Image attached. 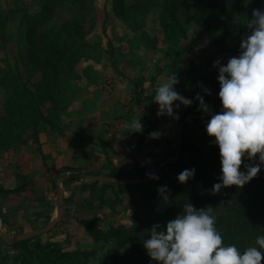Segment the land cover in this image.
<instances>
[{
    "label": "trees",
    "instance_id": "obj_1",
    "mask_svg": "<svg viewBox=\"0 0 264 264\" xmlns=\"http://www.w3.org/2000/svg\"><path fill=\"white\" fill-rule=\"evenodd\" d=\"M95 2L41 0L39 12L24 13L21 63L15 61L14 65L6 58L12 49L6 33L7 15L0 7V54L6 59L2 60L4 64L0 63V84L5 89L0 113V152L26 141L37 142L39 129L51 125L52 118L60 120L68 111L72 103L71 83L79 75L80 64L97 50L89 43L99 18ZM116 2L124 22L136 28L144 25L156 4V0ZM260 8H264V0H165L161 14L163 37L168 45L165 58H171L175 51L179 54L192 52L190 48L193 47L187 45L190 35L192 44L197 45L199 41L208 49L229 51L236 33L248 31L245 24L252 18V10ZM63 12L71 17L49 26L56 15ZM137 19L139 22L134 23ZM199 62L197 59L190 64ZM197 113L198 103L185 111L186 115ZM202 122L193 119L184 127L180 157L161 169L158 180H148L146 174L151 173V167L138 168L132 179L113 168L110 175L113 179L148 181L92 183L91 193L99 190L98 199L102 202L107 190H111L119 204L134 208L132 225L102 229L87 216L68 214L74 215L70 216L74 219V228L84 238L95 246L106 248L71 249L65 241H51L52 230L46 236L15 243L0 238V264H156L147 256L143 240L148 238L154 224L163 227L188 202L198 209L214 208L216 226L225 244H235L241 250L253 245L256 236L264 234V168L242 188L231 186L212 194V185L219 182L220 175L218 147L215 145L207 150L189 140L191 132ZM243 163L250 162L244 160ZM192 168L195 169L194 178L179 183L177 175ZM241 170H244L243 164ZM25 190L26 187L21 186L3 193L20 194ZM122 245H126L124 256L119 251Z\"/></svg>",
    "mask_w": 264,
    "mask_h": 264
},
{
    "label": "crops",
    "instance_id": "obj_2",
    "mask_svg": "<svg viewBox=\"0 0 264 264\" xmlns=\"http://www.w3.org/2000/svg\"><path fill=\"white\" fill-rule=\"evenodd\" d=\"M178 54L175 51L171 58L161 60V71L153 78L146 73L149 64H140V67L138 64L136 70L130 69V64H93L99 74L95 79L84 74L79 79L78 91H73L72 103L61 117V132L54 134L41 128L37 142L29 141L8 152H0V238L3 241L44 230L61 213L49 232L54 230L51 241L63 242L60 231L74 220L70 217L74 215L68 214L77 215L86 207L94 182L69 175L87 172L111 178L112 169L117 168L132 179L138 168L153 166L166 150L172 149L177 119L156 115L158 106L151 101L154 88L169 74L176 73L179 79L176 91L193 98L195 90H210L205 81L208 83L213 70L218 72L213 64L211 67L204 63L185 64L188 58L180 64L176 62ZM214 95H204L205 101H217ZM195 103L198 102L193 100L192 105ZM189 107L181 106L178 113L185 115ZM139 118L143 131L131 132L129 125ZM157 130L162 133L161 137L151 139L149 133ZM59 180L62 181L60 197ZM21 186L26 190L20 194L3 193Z\"/></svg>",
    "mask_w": 264,
    "mask_h": 264
},
{
    "label": "clouds",
    "instance_id": "obj_3",
    "mask_svg": "<svg viewBox=\"0 0 264 264\" xmlns=\"http://www.w3.org/2000/svg\"><path fill=\"white\" fill-rule=\"evenodd\" d=\"M251 15L238 55L228 58L226 63L217 59L213 64L218 69L220 111L212 112L205 102L204 95H210L207 88H202L204 95L197 93L193 98L176 91L179 84L176 73L158 83L151 100L158 106V117L178 119L180 107L191 106L193 100L198 102V111L208 115L205 132L214 138L211 143L218 147L221 166L219 182L212 185V194L231 186L240 189L264 168V8L253 9ZM129 127L131 132L143 131L140 118ZM161 135L158 130L149 133L151 139H159ZM244 160L250 163H243ZM146 175L152 180L159 179L155 173ZM194 175V168L184 169L176 179L183 184ZM216 221L213 207L198 209L190 202L185 203L182 211L163 227L159 224L151 227L143 248L156 264H261L264 234L257 235L253 245L241 250L235 244L224 243Z\"/></svg>",
    "mask_w": 264,
    "mask_h": 264
},
{
    "label": "rangeland",
    "instance_id": "obj_4",
    "mask_svg": "<svg viewBox=\"0 0 264 264\" xmlns=\"http://www.w3.org/2000/svg\"><path fill=\"white\" fill-rule=\"evenodd\" d=\"M126 1L127 4H130L132 2V0H125V2ZM164 4L165 0H156L155 7L151 14L146 17L144 25L139 28H136L134 27V25L128 26L124 22V15L121 12L122 10H120V7L117 5L116 0H96L95 5L99 9V18L96 30L89 38V43L96 47L97 50H94L92 55L86 57V59L81 62L79 67V75L73 82V86H71V94L73 93V91L74 93L78 91L77 84L79 82V79L83 77V74L84 76L87 75L88 77L93 79H95V76L99 74L98 71H95L93 64L112 63L118 64L119 66L121 64H130V69L134 70H136L138 64L139 67L140 64H149L148 66L150 67H148V69L146 70L148 77H157L161 71L159 63L165 58V54L168 48V45L163 37V29L161 22V14L163 12ZM0 7L3 8L5 14L7 15L6 33L8 36V40L11 43L10 48L12 49L7 53L6 58L7 60H9L8 62H10L11 65H14L15 61L21 63L20 55L23 52V37L25 34L23 14H35L39 12L41 7V0H0ZM70 17L71 16L67 12L59 13L58 15H56L54 20L49 23V26L58 24L62 20L68 19ZM137 20L133 22L138 23L139 20ZM139 25H141V23ZM246 33L247 32L236 33L233 40L230 42L229 51L225 52H217L216 50L208 49V47L204 46V44H199V41L197 42V45L192 44L193 38L190 35V39L187 41V45H191L193 47L190 48V51L192 52H188L187 54H178V56H175L176 59H178V61L176 62L181 64L182 62L186 61L185 58L187 57L188 61H186L185 64H187L188 62H195L198 59L200 60L199 63H204L207 64L208 67H211L212 64H214L213 62L215 58L220 59L221 63H226L228 58L222 57V54H229L232 56L238 55L239 43L241 41V38ZM2 60H6L3 53L0 54V63L4 64ZM213 71V75L209 78L208 83L207 80L205 81V83L208 84L210 88V95L214 93V98L218 99V72H216L215 70ZM195 91L196 94L200 93L201 95H203L201 91ZM4 98L5 89L0 84V113L3 109L2 107L4 104ZM205 102L211 107V110L216 109V107L220 104L219 99L217 101H211L212 103H209L208 101ZM220 108H218L214 112H217ZM192 115L205 116L206 114H203L202 112L198 111L197 114ZM186 116V114L184 115L183 113H178L179 118L177 119L176 123L175 138L172 142V149L166 150V153L162 156L161 161L156 166V163L153 164V166H150L151 173L157 172L160 163L166 161L167 159L173 158L176 154L179 148V127ZM61 117L60 120H55L52 118V124L49 126H44L42 128L48 129L54 134H56L57 132H61ZM206 118H208V116L196 119L201 120L203 122L200 126L196 127L191 132V134L189 135V140L208 150L214 147L215 144L211 143V140H213L214 138L208 137L205 132V126L207 123V121L205 120ZM52 125L53 127H51ZM27 143H29V141H26L22 145ZM9 150H5L2 152H8ZM17 163L19 162L17 161ZM82 174L103 178L106 177L104 174H92L87 172H83ZM99 196L100 191L94 190L91 193L90 199L86 200L87 202L85 201L87 203L86 207L82 208L83 210L79 211L77 215L87 216L91 218L94 223L102 229H107L111 226H118L120 224H125L128 226L132 225L134 214L133 207L125 208L124 206H122V204H119L111 190H107L105 195L106 199H104L105 201L102 202V200L98 199ZM138 199L140 198L137 197V200ZM107 200H109L110 203H108ZM71 223L72 225L69 221V223H66L65 226L61 225V227H63L60 231V233L64 236L63 240L67 242L66 244L69 245L71 249L83 248L93 250L96 248L97 250H101L107 247L95 246L89 239L84 238L82 233H79L78 230L74 228L72 221ZM125 248L126 245H122L120 247L119 251L121 256H124ZM120 264L123 263L121 262ZM261 264H264L263 260L261 261Z\"/></svg>",
    "mask_w": 264,
    "mask_h": 264
},
{
    "label": "water",
    "instance_id": "obj_5",
    "mask_svg": "<svg viewBox=\"0 0 264 264\" xmlns=\"http://www.w3.org/2000/svg\"><path fill=\"white\" fill-rule=\"evenodd\" d=\"M223 56L222 57H226V58H230V57H233L232 55H229V54H222ZM221 106V103L216 107V109L212 110V112H214L215 110H217L218 108H220ZM208 115H205V116H201V115H189L186 117V119L182 122V124L180 125L179 127V148L177 150V153L176 155L169 159V160H166L162 163L159 164V168L157 170V172H155L156 175H158V173L160 172V170L166 166L169 162H172V161H176L179 156H180V153H181V147H182V144H183V129L184 127L186 126L187 122L190 121V120H193V119H198V118H202V117H207ZM69 177H74V178H77V179H81V180H91V181H98V182H112V183H142V182H145V181H148V180H152V179H148V180H116V179H111V178H103V177H96V176H89V175H86V174H82V173H75V174H71L69 175ZM61 179V178H60ZM61 184H62V181L59 180V197L62 196V187H61ZM59 218H61V213L58 215V217L51 223V225L44 229V230H41L39 232H34V233H30V234H25V235H22V236H19V237H16V238H7V239H4V241H6L7 243H15L17 241H20V240H24V239H29V238H33V237H37V236H40V235H43V234H46L48 233L52 228L53 226L58 222Z\"/></svg>",
    "mask_w": 264,
    "mask_h": 264
}]
</instances>
